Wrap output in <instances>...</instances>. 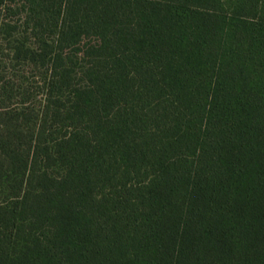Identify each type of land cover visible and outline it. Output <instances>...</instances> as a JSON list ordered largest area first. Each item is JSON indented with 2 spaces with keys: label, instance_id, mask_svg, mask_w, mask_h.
Here are the masks:
<instances>
[{
  "label": "trees",
  "instance_id": "1",
  "mask_svg": "<svg viewBox=\"0 0 264 264\" xmlns=\"http://www.w3.org/2000/svg\"><path fill=\"white\" fill-rule=\"evenodd\" d=\"M0 264H264V0H0Z\"/></svg>",
  "mask_w": 264,
  "mask_h": 264
}]
</instances>
